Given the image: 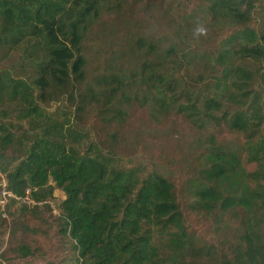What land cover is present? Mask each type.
Wrapping results in <instances>:
<instances>
[{"label": "trees", "instance_id": "16d2710c", "mask_svg": "<svg viewBox=\"0 0 264 264\" xmlns=\"http://www.w3.org/2000/svg\"><path fill=\"white\" fill-rule=\"evenodd\" d=\"M113 1L0 0V51L19 55L21 62L18 68L0 69V165L6 173L3 189L15 195L4 210L26 199L17 219L25 226V217L52 212L48 201L56 189L65 193L56 221L74 257L51 264H199L191 258L203 254H214L209 261L216 264L214 247H198L192 239L167 176L95 143L84 144L73 112L48 108L53 94L67 91L72 103L81 97L76 112H83L90 99L116 106L139 75L152 95L146 101L179 102L163 61L150 57L139 73L105 76L81 92L89 28ZM210 4L215 16L242 28L224 40L209 65L210 80L202 91L187 92L180 109L199 126L226 123L246 142L244 152L210 146L191 189L195 208L222 215L242 210L246 216L220 264H264V30L248 25L256 0ZM28 229L38 232L30 224ZM38 251L22 243L17 252L27 258Z\"/></svg>", "mask_w": 264, "mask_h": 264}, {"label": "rangeland", "instance_id": "374dc122", "mask_svg": "<svg viewBox=\"0 0 264 264\" xmlns=\"http://www.w3.org/2000/svg\"><path fill=\"white\" fill-rule=\"evenodd\" d=\"M256 5L248 25L264 30V0H256ZM241 28L234 20L215 16L210 0H114L89 28L84 45L86 79L81 92L87 93L105 76L139 73L145 59L150 57L152 62L163 61L178 87L179 94L174 100L179 102L146 101L144 97L150 99L152 95L139 75L137 82L131 83L134 88L113 107L90 99L83 112H76L82 104L81 97L76 95L72 103L68 91L53 94L48 104L52 110L73 112V126L82 133L84 144L95 143L104 152H115L134 165L142 164L149 171L157 170L167 176L175 185L192 239L198 247H214L219 257L215 256L216 264H220L222 251L229 253L247 219L242 210L222 215L219 211L208 213L195 208L191 180L201 174L210 146L244 152L246 137L226 123L197 125L180 109V103L187 92L203 90L214 71L209 67L214 63L213 56L224 40ZM19 63V55L0 51V69L18 68ZM3 168L0 165V264H51L74 257L69 240L59 235L56 221L65 193L56 189L48 201L52 212L25 217L23 222L27 225L23 226L17 219L26 199H18L10 210H4V203L10 201L2 196L6 183ZM38 204L43 206L41 202ZM29 224L37 228L36 234L29 232ZM22 243L40 249L39 254L20 257L17 251ZM213 257L214 254L208 257L203 254L191 259L211 264L209 259Z\"/></svg>", "mask_w": 264, "mask_h": 264}, {"label": "built area", "instance_id": "2783aa9c", "mask_svg": "<svg viewBox=\"0 0 264 264\" xmlns=\"http://www.w3.org/2000/svg\"><path fill=\"white\" fill-rule=\"evenodd\" d=\"M2 195L4 199L15 197V195L11 191L7 190L6 188L3 189Z\"/></svg>", "mask_w": 264, "mask_h": 264}]
</instances>
